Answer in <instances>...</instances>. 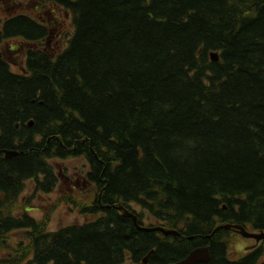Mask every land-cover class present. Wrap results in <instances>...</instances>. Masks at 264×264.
I'll list each match as a JSON object with an SVG mask.
<instances>
[{
	"label": "trees",
	"instance_id": "16d2710c",
	"mask_svg": "<svg viewBox=\"0 0 264 264\" xmlns=\"http://www.w3.org/2000/svg\"><path fill=\"white\" fill-rule=\"evenodd\" d=\"M25 1L62 5L72 32L47 15L0 21V264L142 257L152 232L118 207L191 235L264 230V0ZM56 158L87 161L94 197L68 202L95 217L49 232L17 197L31 179L53 189ZM219 247L208 264H252Z\"/></svg>",
	"mask_w": 264,
	"mask_h": 264
},
{
	"label": "flooded vegetation",
	"instance_id": "af4514ba",
	"mask_svg": "<svg viewBox=\"0 0 264 264\" xmlns=\"http://www.w3.org/2000/svg\"><path fill=\"white\" fill-rule=\"evenodd\" d=\"M29 2L32 3L34 6L31 10L27 11L26 12L27 14H26L23 12L22 9L26 5H28L27 3ZM63 11L64 9L62 5L58 3H51L48 6H46V8H41L37 4L33 3V1L0 0V21L8 17L9 15L13 16L15 14L26 15L31 19H35L40 16L47 15V16H50V23H52V27L50 29L53 31H61L63 30V28L66 27L65 24H67L66 20L68 19V15H66L65 16L66 19H64ZM58 19H62V20L59 21ZM10 42H14L17 48L19 40L10 39L9 42L6 44V49H7L6 58L7 59H9L8 53H10V51L12 50L11 49L12 47L9 44ZM21 63L22 64L20 65L13 63V65L14 64L16 65V70H17L16 72H20L22 69V66L25 65L24 59ZM13 65H11V70L13 68ZM55 177H64V176H62L61 173L59 174L57 173V175L55 174ZM33 180L34 179H31L30 181H33ZM40 181H42V177L40 178ZM84 182L88 183L86 180V176H85ZM66 183H68V187H69L70 180L68 177L66 179ZM89 185L87 186L84 184V188L86 189L83 190L82 195L87 197L86 199H83V200L91 202L92 198L94 197V192L92 191L91 185L90 186ZM56 187L57 185H55L54 190H56ZM76 187H78V184H76ZM69 189L72 190L73 187H69ZM44 192H50V190L44 191ZM60 195L61 194H58V196ZM19 196L17 197V201H18ZM65 202H68V199H65ZM67 204L69 205L68 207L71 206L72 208L77 209L75 206L71 205L69 202ZM84 216L95 217L94 215H84ZM89 221H86V222H89ZM143 222L144 221L141 222V225H138L137 223L136 224L139 227H144V228H157L158 227V228H163L166 231L171 230V229H167L162 226L160 227L161 223L157 220H154L155 224H152V225L149 224L148 220L147 222H144V223ZM84 223L73 224L70 226L83 225ZM227 225H230L231 228L220 229L214 232V230L217 227L223 226L220 224L216 225L215 229L209 235L207 234L191 235V234L184 233V230H181V229L176 230L177 232H179L180 234L179 236L164 235L161 232H152L153 240H152L151 246L153 248L149 252L145 253L142 257H134L130 253H128L125 256V259L122 264H163L164 258L168 260L167 264H181L190 255V253H192L193 251H200L203 249L207 250L208 257L202 254H199V257H198L199 261L194 262L193 264H208L211 261L212 252L217 253L220 250V247H219L220 244L226 247L227 258L233 263H238L246 259L247 257H251L250 259L252 261V264L254 260H255V264H264V230H253L249 228V226L243 227L241 225H236V224H227ZM223 230H225L226 232H223ZM48 231L56 232L57 230L55 231L48 230ZM147 233H151V232H147ZM257 237H261V238H257ZM206 239L211 240V246L208 245L207 243H204ZM230 239H232V242L229 243ZM247 241H251V243L247 244ZM227 243L233 245V249H234L230 258L228 257ZM155 251H157L159 255L164 254V257H157L152 261L151 258L152 256H154L153 254L155 253Z\"/></svg>",
	"mask_w": 264,
	"mask_h": 264
},
{
	"label": "rangeland",
	"instance_id": "374dc122",
	"mask_svg": "<svg viewBox=\"0 0 264 264\" xmlns=\"http://www.w3.org/2000/svg\"><path fill=\"white\" fill-rule=\"evenodd\" d=\"M27 4L28 5H26L22 9L24 13L31 10L34 6L30 2ZM58 20L61 21L62 19ZM71 24L69 22L66 24V28H63L68 34H71L72 32ZM9 44L12 47V50H9L10 53H8L9 61L11 60L12 63H15L17 65L22 64L21 62L23 61L24 56L21 54V52L18 51L14 42H10ZM14 65L12 70L16 72V65ZM49 164L53 168V172H55L56 175L57 173H61V175L64 176L56 177L58 180L56 183V190H54V187L52 190H50V192H44L37 188L35 184L36 180L26 181L18 198L17 213L24 210L27 215L34 218L38 222L43 221V219H45L48 225L47 228L50 231H55L73 224H81L93 219V216L87 217L79 214L77 209L72 208L71 206V208L68 207V202H65V199L68 198L73 200L77 197L83 199L87 198L82 195L83 190L86 189L84 188V184L87 186L89 185L88 183L84 182L85 176L87 175L89 169L87 161L83 158H56L51 159L49 161ZM67 177L70 180L69 187H73L72 190L69 189L68 183H66ZM76 184H78V187H76ZM92 191L94 192L93 188ZM58 194L61 195L58 196ZM133 209H136V211L139 212L137 208L133 207ZM147 220L149 221L150 225L155 224L152 218H149L144 214L142 221L147 222ZM10 236L13 240L20 239L19 234L17 232L10 234ZM230 242H232V239L229 240V243ZM229 243H227V248L228 257L230 258L234 249L233 245ZM250 243L251 241H247V244Z\"/></svg>",
	"mask_w": 264,
	"mask_h": 264
},
{
	"label": "water",
	"instance_id": "95a60500",
	"mask_svg": "<svg viewBox=\"0 0 264 264\" xmlns=\"http://www.w3.org/2000/svg\"><path fill=\"white\" fill-rule=\"evenodd\" d=\"M209 57H210V60L213 61V62H216L218 60V56H217L216 53H210ZM31 125H32L31 122H29L27 124L28 127H30ZM4 154H5L6 158H11V157H15L17 155V152L6 150L4 152ZM116 209L118 211H122L124 216L128 217L129 219H131L133 224H134V226L137 227V229H139V230H142V231H145V232H161L164 235H172V236H179L180 235L179 232H177L176 230L166 231L163 228H158V227L157 228L139 227L136 224V216L134 214H132L131 212L127 211L126 209H122L121 207H118ZM229 228H231L230 225L219 226V227H217L214 230V232H216L217 230H220V229H229ZM257 238H261V237H257ZM199 254H202V255L208 257L206 249H203V250H200V251H193L192 253H190V255L181 264H193L194 262L199 261V259H198Z\"/></svg>",
	"mask_w": 264,
	"mask_h": 264
}]
</instances>
